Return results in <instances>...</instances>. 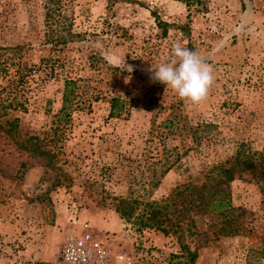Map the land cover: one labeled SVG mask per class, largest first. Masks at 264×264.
<instances>
[{
    "label": "rangeland",
    "instance_id": "374dc122",
    "mask_svg": "<svg viewBox=\"0 0 264 264\" xmlns=\"http://www.w3.org/2000/svg\"><path fill=\"white\" fill-rule=\"evenodd\" d=\"M177 42L200 103L151 79ZM74 219L134 264H264V0H0V264H59Z\"/></svg>",
    "mask_w": 264,
    "mask_h": 264
},
{
    "label": "clouds",
    "instance_id": "9594fccd",
    "mask_svg": "<svg viewBox=\"0 0 264 264\" xmlns=\"http://www.w3.org/2000/svg\"><path fill=\"white\" fill-rule=\"evenodd\" d=\"M149 71L152 73L153 82L158 81L171 87L181 100L193 104L206 99L214 82L212 67L197 51L179 42L173 44L170 60L161 63L155 69L151 67Z\"/></svg>",
    "mask_w": 264,
    "mask_h": 264
},
{
    "label": "trees",
    "instance_id": "16d2710c",
    "mask_svg": "<svg viewBox=\"0 0 264 264\" xmlns=\"http://www.w3.org/2000/svg\"><path fill=\"white\" fill-rule=\"evenodd\" d=\"M184 2L189 5L191 0H178ZM51 12V11H50ZM50 20H47L46 27V37L48 39V43L53 45L54 47H60L68 45L69 43L75 42L81 39L82 35L75 33L73 31V23L70 19L65 18V16H61L60 14L57 15L55 10L53 13L48 14ZM18 48V47H17ZM18 73L22 76V72L24 69L18 68ZM126 102L122 100L120 97L113 98L111 100V114L112 118H119L121 117L123 111L125 110ZM23 105V104H22ZM25 106V105H24ZM23 106V107H24ZM75 107V82L73 80H66L65 82V90L63 96V106L60 110L59 115L64 117L68 116L71 111ZM225 208V205L221 202L215 204V208L213 211H222ZM159 211L153 212L150 217V221L156 222L158 228H161L160 222H158L157 217L159 216ZM123 215V214H122ZM127 214L124 213L123 216ZM166 232L167 230H163ZM189 255V262L194 263L195 260L198 258L197 253L191 252L188 248H186Z\"/></svg>",
    "mask_w": 264,
    "mask_h": 264
},
{
    "label": "built area",
    "instance_id": "2783aa9c",
    "mask_svg": "<svg viewBox=\"0 0 264 264\" xmlns=\"http://www.w3.org/2000/svg\"><path fill=\"white\" fill-rule=\"evenodd\" d=\"M87 222L74 219L61 249L59 264H134L131 257L115 254L109 241L96 240Z\"/></svg>",
    "mask_w": 264,
    "mask_h": 264
},
{
    "label": "crops",
    "instance_id": "0c3cea01",
    "mask_svg": "<svg viewBox=\"0 0 264 264\" xmlns=\"http://www.w3.org/2000/svg\"><path fill=\"white\" fill-rule=\"evenodd\" d=\"M92 228V227H91Z\"/></svg>",
    "mask_w": 264,
    "mask_h": 264
}]
</instances>
